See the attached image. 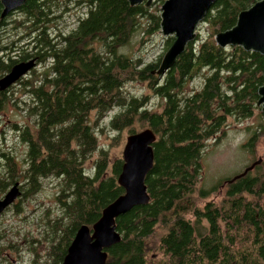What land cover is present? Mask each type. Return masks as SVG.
Segmentation results:
<instances>
[{
  "label": "trees",
  "instance_id": "16d2710c",
  "mask_svg": "<svg viewBox=\"0 0 264 264\" xmlns=\"http://www.w3.org/2000/svg\"><path fill=\"white\" fill-rule=\"evenodd\" d=\"M260 1H218L200 26H209L210 35L198 32L162 77L156 73L165 55L145 63L132 52L145 36L162 31L161 15L146 2L27 0L5 18L0 2V79L18 63L36 61L26 77L0 91V114L11 106L13 115L28 119L8 120L7 128L26 149L23 159L13 150H0V200L20 183L21 203L13 205L16 215L23 214V205L45 182L58 183V214L47 218L46 256L35 263L62 264L79 229L92 228L102 210L124 195L118 184L124 159L112 162V146H101L100 136L127 129L136 134L139 124L157 136L146 180L151 200L117 219L122 240L108 249L107 264H264V162L212 190L198 188L210 141L224 136L230 119L242 123L261 112L264 55L240 46L221 48L215 40ZM74 10L77 14H70ZM69 16L76 19L67 28ZM164 39L168 52L175 38ZM197 79L200 88L188 91V83ZM133 84H145L150 94L131 93L127 87ZM258 126L252 147L264 134V125ZM223 187L226 194L218 203L198 204ZM3 226L0 257L14 264L7 252H18V242ZM158 230L159 253L153 257L150 242ZM40 242L30 239L38 258L43 257L37 251Z\"/></svg>",
  "mask_w": 264,
  "mask_h": 264
},
{
  "label": "water",
  "instance_id": "95a60500",
  "mask_svg": "<svg viewBox=\"0 0 264 264\" xmlns=\"http://www.w3.org/2000/svg\"><path fill=\"white\" fill-rule=\"evenodd\" d=\"M27 0H0L4 12L2 18L19 10ZM146 1L149 8L153 0H129L132 6ZM220 0H167L162 6L161 27L165 37H174L175 41L165 54L157 73L164 76L186 51L188 45L197 40V30L204 22L213 6ZM221 48L243 47L264 55V0L257 2L249 10L239 15L233 29L220 33L215 38ZM36 67V61L18 63L0 79V91L4 92L26 77ZM258 108L264 113V87L259 91ZM157 136L152 129H145L129 135L123 151L124 165L118 184L125 193L115 202L102 210L100 220L92 227L82 226L68 248L62 264H107L108 249L122 240L117 231V219L128 214L134 208L150 203L146 180L154 167L153 145ZM263 162V158L254 162L244 173L245 176ZM20 183H16L0 200V215L21 197Z\"/></svg>",
  "mask_w": 264,
  "mask_h": 264
},
{
  "label": "rangeland",
  "instance_id": "374dc122",
  "mask_svg": "<svg viewBox=\"0 0 264 264\" xmlns=\"http://www.w3.org/2000/svg\"><path fill=\"white\" fill-rule=\"evenodd\" d=\"M165 1L167 0H153L148 9L155 14L162 15V6ZM72 12L73 13L70 14H77L75 10ZM75 19L76 16H69L65 22L66 27H73ZM201 24L198 27L197 33L200 32L203 37L209 36L210 27L203 26L201 29ZM144 38L146 40L145 43L140 45L138 43L133 47L132 52L136 57H143L145 63H150L157 61L160 56H164L166 54V41L164 39L166 37L163 35L162 31L154 35L145 36ZM200 86L201 80L197 79L188 83L186 89L191 91L193 88H200ZM145 88V84H133L127 87V89L133 94H150ZM18 98L19 100H22L24 99V96L19 94ZM152 103L154 105L153 108L156 109L157 107L155 104L157 101H154L153 99ZM11 111H13V108L10 106L8 111L0 114V119L3 122V124H0V150H4V152L13 150L12 152L14 154L17 153L16 156L18 159H23V154L26 149L25 145L18 143L16 134L9 131L7 126L9 125L8 120L27 122L28 119L21 116V113L19 114V112H17V115H13ZM261 113L262 112L260 111H256L251 119L243 121L242 123H237L230 119L228 124L229 127L226 129L224 136H222L218 141H210V145L205 150L203 155L204 172L201 182L198 184L199 189L202 188L207 191L212 190L221 181L237 177L240 173L246 170L248 166L263 157L264 134L263 136L261 135L256 146L252 147L250 145L254 132L257 131L259 127L258 125H264ZM14 114H16V112H14ZM113 114L114 112L108 115L105 119L104 125L110 121ZM135 128L138 132L143 131L139 124H136ZM107 134L110 135L100 136V145H109V147L112 146L109 148L112 162L117 158H123V151L126 145L127 137L129 136V129L120 134L117 132H107ZM12 152L10 153L12 154ZM97 156L98 154H95L94 159H96ZM1 157L2 156L0 155V166L4 164ZM91 167L92 163L89 162L86 165V168L90 169ZM57 184L58 183L55 179L45 182L43 189L39 193L35 194V198L30 201V204L23 205V214L16 215L14 212V205V207L11 205V207L1 214L0 224L4 225V229L10 228L8 234L12 236L13 240L18 242V252H7V254H10L8 257L9 260L11 262L13 261L14 264H37L35 262L38 259L40 262L44 261L47 251L46 248L49 242L48 239L46 240V233L49 230L47 218L53 219L58 214V207L54 199V194L57 191ZM225 189L226 187L220 188V191L212 194L206 200L197 199L198 204L202 207L208 202L218 203L224 197V194H226ZM15 202L17 204L21 203L19 200ZM46 210H49L48 215H46ZM160 236L161 232L158 230L156 236L152 238L150 242V245L153 248L152 252H156L153 254V257H158L159 252L157 250V245ZM31 238L34 240L41 239V242L38 244L37 251H39L38 253L43 257L38 258L34 255L35 253L30 246ZM5 262L6 261L3 259L0 261V264H6Z\"/></svg>",
  "mask_w": 264,
  "mask_h": 264
},
{
  "label": "flooded vegetation",
  "instance_id": "af4514ba",
  "mask_svg": "<svg viewBox=\"0 0 264 264\" xmlns=\"http://www.w3.org/2000/svg\"><path fill=\"white\" fill-rule=\"evenodd\" d=\"M263 162H264V158H263Z\"/></svg>",
  "mask_w": 264,
  "mask_h": 264
}]
</instances>
